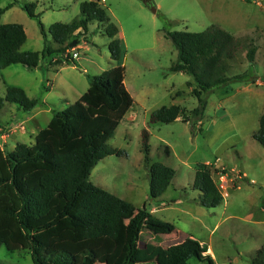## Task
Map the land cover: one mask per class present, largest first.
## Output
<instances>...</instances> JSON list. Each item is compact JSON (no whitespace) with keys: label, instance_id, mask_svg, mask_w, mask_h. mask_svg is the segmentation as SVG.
Wrapping results in <instances>:
<instances>
[{"label":"rangeland","instance_id":"374dc122","mask_svg":"<svg viewBox=\"0 0 264 264\" xmlns=\"http://www.w3.org/2000/svg\"><path fill=\"white\" fill-rule=\"evenodd\" d=\"M14 1L34 4V13L40 16L45 29L77 18L82 2L98 1L109 22L117 27L123 47L124 84L135 103L106 143L117 153L98 161L90 171L89 181L131 204L132 214L126 222L144 207L150 213L149 222L156 220L174 226L173 233L162 235L155 234L146 225L138 247L143 248L146 243L169 247L191 236L211 249L214 264H250L256 250L264 245V149L252 138L259 128L260 116L264 115V84L258 83L264 75V2L0 0V8ZM3 24L23 27L26 42L20 52L42 50L43 40L37 20L29 18L18 5L0 16V25ZM212 25L234 37H248L257 47L252 64L245 59L248 46L241 49L231 64L229 75L247 71L258 79L255 83L231 82L227 87L208 93L201 119L150 124V114L162 106L178 105L187 111L197 107V100L191 94L195 87L192 78L169 72L177 54L166 33H199ZM104 27L99 22L88 24L87 32L75 47L78 59L70 64L49 66L48 59L47 62L40 60L33 70L12 65L0 71V97L4 96L6 87H17L29 99L39 102L29 112L13 104L4 105L0 111V124L9 129L2 132L3 138L0 136L3 149L13 150L18 143L33 145L37 130L45 128L55 112L75 103L86 93L90 77L115 65L110 60L109 40ZM71 50H68L70 58ZM41 110L45 113L38 114ZM33 116L34 121L26 120ZM142 130L149 134L148 163H158L175 172L166 191L154 201L149 199ZM205 162L223 167H228L230 162V166L239 170L243 168L246 173V179L243 182L238 180L235 188L223 195V202L216 208L199 206L200 192L193 188L195 168ZM209 167L213 169V166ZM212 177L216 181L215 174ZM44 237L49 239L52 249H72L73 246L80 249L94 245V241L72 244L66 233L58 239L52 238L51 234ZM126 244L127 232L122 226L116 241L102 240V247L97 252L102 256L95 264H114L116 258L125 257ZM105 246L114 253L102 254ZM0 264H33V261L27 252L9 253L0 247ZM189 264L207 263L193 258Z\"/></svg>","mask_w":264,"mask_h":264},{"label":"trees","instance_id":"16d2710c","mask_svg":"<svg viewBox=\"0 0 264 264\" xmlns=\"http://www.w3.org/2000/svg\"><path fill=\"white\" fill-rule=\"evenodd\" d=\"M14 5L37 20L43 48L40 52H20L26 42L23 27L0 25V71L12 65L33 70L40 60L47 62L48 59L49 66L70 64L74 59L64 55L79 44L90 22L104 24L110 60L115 65L90 77L86 93L75 103L55 112L47 126L35 135L33 145L18 143L10 151L0 146V247L9 253H29L33 264H95L102 256L97 255L102 240L116 241L124 226L127 252L125 257L116 258L114 264H189L193 258L214 264L209 255H204L207 248L190 237L169 247L146 243L139 248L141 232L146 225L155 234L162 235L173 233L174 226L156 220L149 222L150 213L144 207L126 222L132 214L131 204L89 181L90 171L97 162L117 153L106 143L133 104L124 87L123 47L118 29L109 22L99 2H82L77 18L66 24H52L48 29L34 13V4L14 1L0 8V16ZM166 36L177 54L169 72L192 78L195 87L191 94L197 100V107L187 111L178 105L162 106L150 114V124L201 119L208 93L227 87L231 82L255 83L258 79L247 71L229 75L232 62L246 46L245 59L250 64L254 62L257 47L248 37H234L214 25L199 33L174 32ZM71 43L75 45L70 47ZM260 82L264 84V75ZM5 104L29 112L39 102L29 99L20 88L6 87L4 96L0 97V111ZM1 129L0 136L9 127L0 124ZM148 137V132L142 130L149 199L154 201L166 191L175 172L164 165L148 163ZM252 138L264 149V115L260 116L259 128ZM215 171L205 164L195 168L193 188L200 192L197 203L203 208H216L223 202L212 177ZM63 233L69 235L72 244L94 241V245L52 249L44 235L51 234L58 239ZM104 248L102 254L114 253L109 246ZM250 264H264V245L256 250Z\"/></svg>","mask_w":264,"mask_h":264},{"label":"crops","instance_id":"0c3cea01","mask_svg":"<svg viewBox=\"0 0 264 264\" xmlns=\"http://www.w3.org/2000/svg\"><path fill=\"white\" fill-rule=\"evenodd\" d=\"M122 66H123V63H122ZM124 67V66H123ZM125 69V68H124ZM259 84H261L260 83V81L258 82ZM124 87H125V89L127 90V88H126V86H125V84H124ZM128 91V90H127ZM128 93H129V91H128ZM130 96H131V98H132V100H133V104H132V107H131V109L133 108V106H134V103H135V100H134V98H133V96L130 94ZM130 109V110H131ZM130 110H129V112L125 115V117L127 116V115H129L130 114ZM43 113H45V111H39V113L38 114H43ZM37 114V115H38ZM34 116L33 117H27L26 118V120H33L34 121ZM124 119V118H123ZM122 119V120H123ZM131 119H133V118H131ZM49 121L50 120H48V122H47V124L49 123ZM38 127V126H37ZM36 127V128H37ZM40 130H37V133L39 132ZM4 136L2 135L1 136V138H3ZM218 159H216V161H217ZM229 163L230 162H228V167H223V166H217L216 165V163H213V164H211L210 162H205L204 164L205 165H207V166H213V168H215V169H220V168H224L225 169V172L227 173V175H228V179H229V181L230 180H233L237 175H239L240 176V180H241V182H243V179H246V173L245 172H243V168H240L241 170H239L238 169V167L236 168V167H234V166H230L229 165ZM237 183V182H236ZM236 183H235V186H236ZM239 187V186H238ZM238 187H236V189H238ZM235 187H233L232 189H234ZM232 189H229V190H232ZM223 196V195H222ZM151 212V211H150ZM142 232H143V230H142ZM142 232H141V236H142ZM190 238H193V239H195L194 237H191V236H189ZM140 239H141V237H140ZM196 240V239H195ZM183 242V241H182ZM199 242V241H198ZM201 245H202V243L201 242H199ZM205 248V247H204ZM204 255H209V256H211L212 257V252H211V249L210 248H207V251L204 253Z\"/></svg>","mask_w":264,"mask_h":264},{"label":"built area","instance_id":"2783aa9c","mask_svg":"<svg viewBox=\"0 0 264 264\" xmlns=\"http://www.w3.org/2000/svg\"><path fill=\"white\" fill-rule=\"evenodd\" d=\"M75 48H73L71 50L72 52V55H71V58L72 59H78V55L75 53ZM69 55L68 52L65 53L64 56H67ZM215 177H216V181L215 182V185L218 187L219 191L221 192L222 195H227V191L229 189H232L233 187H235V183L240 180V176L237 175L233 180H230L228 179V175L227 173L225 172V169L224 168H220V169H215Z\"/></svg>","mask_w":264,"mask_h":264},{"label":"water","instance_id":"95a60500","mask_svg":"<svg viewBox=\"0 0 264 264\" xmlns=\"http://www.w3.org/2000/svg\"><path fill=\"white\" fill-rule=\"evenodd\" d=\"M151 11L154 13V12H155V8L152 7V8H151ZM74 45H75V43H71V44H70V47H73Z\"/></svg>","mask_w":264,"mask_h":264}]
</instances>
